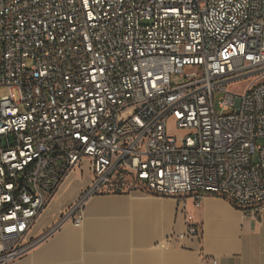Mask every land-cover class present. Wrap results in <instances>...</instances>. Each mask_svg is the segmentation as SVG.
I'll list each match as a JSON object with an SVG mask.
<instances>
[{"label": "built area", "instance_id": "2783aa9c", "mask_svg": "<svg viewBox=\"0 0 264 264\" xmlns=\"http://www.w3.org/2000/svg\"><path fill=\"white\" fill-rule=\"evenodd\" d=\"M0 87V264L81 226L95 194L176 198L180 238L201 234L188 199L264 210V0H0ZM84 163L91 184L32 236Z\"/></svg>", "mask_w": 264, "mask_h": 264}, {"label": "crops", "instance_id": "0c3cea01", "mask_svg": "<svg viewBox=\"0 0 264 264\" xmlns=\"http://www.w3.org/2000/svg\"><path fill=\"white\" fill-rule=\"evenodd\" d=\"M74 170L63 182L32 231H50L92 182L90 170ZM81 226L66 222L30 252L8 264H264V210L258 218L230 201L207 196L187 212L200 236L180 238L188 224L171 196L100 193L87 199Z\"/></svg>", "mask_w": 264, "mask_h": 264}, {"label": "rangeland", "instance_id": "374dc122", "mask_svg": "<svg viewBox=\"0 0 264 264\" xmlns=\"http://www.w3.org/2000/svg\"><path fill=\"white\" fill-rule=\"evenodd\" d=\"M174 80H177V78L175 77ZM233 89H235V88H233ZM7 94H9V89L7 87H0V96L7 95ZM14 95H15L16 100H19V93H18L17 90L14 91ZM224 96H225L224 92H217L215 94V96H214V98H215V106H216V109L218 111H220V107H219V102L218 101H219L220 98H222ZM126 113H127V111H124L123 115H125ZM168 133L170 135L176 136L178 141H179V143H181L182 139L188 133V131L185 130V129L178 128L176 121L173 118H170L168 120ZM257 143L260 146H264V136L259 137L257 139ZM257 160H258V157L255 156L254 157V161L256 162ZM80 168H82V170H80V169L79 170L81 172L84 170V173H87V171L89 170V166H88L87 163H84L83 166L80 167Z\"/></svg>", "mask_w": 264, "mask_h": 264}]
</instances>
